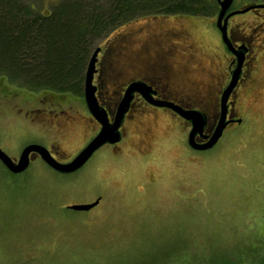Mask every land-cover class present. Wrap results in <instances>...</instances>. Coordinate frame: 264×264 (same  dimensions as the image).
Masks as SVG:
<instances>
[{
    "label": "rangeland",
    "instance_id": "374dc122",
    "mask_svg": "<svg viewBox=\"0 0 264 264\" xmlns=\"http://www.w3.org/2000/svg\"><path fill=\"white\" fill-rule=\"evenodd\" d=\"M59 1L23 0L41 14ZM251 3L264 0H233L231 9ZM214 18L201 21L217 37ZM132 23L93 43L104 49L116 88L136 75ZM78 92L23 91L0 76V149L16 159L34 143L71 160L98 129ZM248 111L205 151L188 149L161 120L147 126L152 155L142 157L136 116L119 150L101 147L74 173L57 174L40 159L18 175L0 164V264H264V95ZM97 197L89 211L65 208Z\"/></svg>",
    "mask_w": 264,
    "mask_h": 264
},
{
    "label": "flooded vegetation",
    "instance_id": "af4514ba",
    "mask_svg": "<svg viewBox=\"0 0 264 264\" xmlns=\"http://www.w3.org/2000/svg\"><path fill=\"white\" fill-rule=\"evenodd\" d=\"M215 4L216 8L211 16L159 15L131 22L134 24L133 28H130L126 36L134 34L138 37L137 40L133 39L136 45L131 50L134 54L130 55L132 66L136 68V75L132 73L117 88L115 83L109 79L110 69L106 66L105 51L104 49L100 50L92 84L96 87L99 104L106 110L109 117L113 115L116 105L128 85L135 81H141L151 88L153 100L166 101L184 110H194L204 114L206 125L203 136H207L215 127L221 109L222 93L228 86L232 71L237 65L234 52H241L243 57L241 75L228 97L226 119L232 120L229 125L242 124L243 119L250 115L249 105L255 106L260 95H264V13L259 14L260 11H264V8L250 9L249 11L254 14L250 18L251 20L230 23L234 15L227 19L226 35L230 44V48H228L216 26L219 12L216 0ZM257 5H264V3ZM257 5L251 3L248 7ZM231 6L225 12L224 17L234 11ZM201 17H215L213 23L217 29V37L207 34ZM139 59H141V63L137 65ZM124 64L123 69L128 70V63L124 61ZM78 91H82L80 96L83 98V84ZM109 91H113V93L120 91V93H115V99H113L108 96ZM160 109L169 112L160 111ZM136 116L139 127H141L138 132L143 134L138 144L145 145L138 150L142 157L152 155V151L148 150L150 143L147 141L149 130L147 126L161 120H164L163 122H166L168 127L174 128L185 140L183 144L186 142L188 149H191L187 143L191 129L190 123L170 109L151 105L138 93L133 95L129 110L120 128L122 137L119 144H105L104 146H108L111 152L119 150L118 146L125 139L127 123L130 122V118L133 119ZM89 120L93 125L96 123L97 134L99 124L91 116ZM63 122L65 124L62 126L67 128L65 126L69 122ZM67 130L69 129L67 128ZM204 141L206 140L200 135L195 137L197 143ZM124 144L126 145V142ZM48 150H52L51 154L58 159L52 147ZM126 153L127 151H125ZM34 159H39V157L35 156ZM66 162L68 160L62 163Z\"/></svg>",
    "mask_w": 264,
    "mask_h": 264
},
{
    "label": "trees",
    "instance_id": "16d2710c",
    "mask_svg": "<svg viewBox=\"0 0 264 264\" xmlns=\"http://www.w3.org/2000/svg\"><path fill=\"white\" fill-rule=\"evenodd\" d=\"M96 2L61 0L41 14L23 0H0V76L27 91L75 94L95 41L138 19L211 16L216 8L209 0H104L103 7Z\"/></svg>",
    "mask_w": 264,
    "mask_h": 264
},
{
    "label": "water",
    "instance_id": "95a60500",
    "mask_svg": "<svg viewBox=\"0 0 264 264\" xmlns=\"http://www.w3.org/2000/svg\"><path fill=\"white\" fill-rule=\"evenodd\" d=\"M219 5V12L217 15L216 26L221 33L223 42L228 48L230 44L226 35V22L227 19L233 15L242 14L248 12L253 8H264V5H257L255 7H248L243 10L232 11L225 17V12L231 6L233 0H216ZM101 48L96 47L92 52L88 64L86 66L83 82V99L86 109L90 116L99 124V130L97 134L68 162H59L51 152L42 145L39 144H27L21 149L18 158L12 159L6 153L0 149V164L12 175H18L24 173L34 157L39 159L51 170L58 174H71L82 168L85 163L92 157V155L105 144L114 145L121 140L120 128L123 124L126 113L129 110L130 103L135 93L140 94L148 103L153 106L170 109L177 113L185 121H188L191 125L187 137L188 146L196 151H205L213 148L218 140L222 137L223 132L227 125L232 123V120H227V100L236 86L240 75L242 65V54L241 52H234L237 59V65L233 69L231 79L228 86L223 91L221 96V109L219 117L216 121L215 127L211 133L207 136H203V131L206 125L205 115L199 111L184 110L172 103L166 101L153 100V92L151 88L141 81H135L128 85L126 90L123 92L120 100L118 101L115 111L111 117L106 110L99 104L96 87L92 84L93 75L96 72L95 64L97 62V56ZM240 122V120H237ZM200 135L206 141L197 143L195 137ZM100 197L95 199L89 204H75L66 207L72 211H89L99 204Z\"/></svg>",
    "mask_w": 264,
    "mask_h": 264
}]
</instances>
